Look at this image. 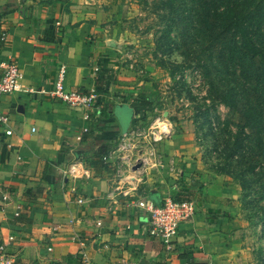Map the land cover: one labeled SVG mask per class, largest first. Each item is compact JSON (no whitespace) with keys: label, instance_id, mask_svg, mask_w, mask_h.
<instances>
[{"label":"crops","instance_id":"0c3cea01","mask_svg":"<svg viewBox=\"0 0 264 264\" xmlns=\"http://www.w3.org/2000/svg\"><path fill=\"white\" fill-rule=\"evenodd\" d=\"M101 1L0 0L15 7L0 15V75L1 62H12L34 90L0 94L11 129L5 134L0 125V258L81 264L84 252L91 264H240L239 190L209 161L190 124L159 144L161 168L133 173L128 194L113 190V167H93L94 149L114 145L152 105L141 103L150 99L136 92ZM60 66L66 88L93 95L87 119L49 93ZM75 161L86 174L63 175ZM167 194L196 205L169 250L147 233L148 212L139 205H159Z\"/></svg>","mask_w":264,"mask_h":264},{"label":"rangeland","instance_id":"374dc122","mask_svg":"<svg viewBox=\"0 0 264 264\" xmlns=\"http://www.w3.org/2000/svg\"><path fill=\"white\" fill-rule=\"evenodd\" d=\"M227 4L102 0L101 8L116 26L114 40L135 72L136 92L152 101L141 125L161 115L176 123L175 131L185 122L195 128L204 154L239 190L233 217L243 241L240 264H264V95L228 71L212 44L230 33L223 26ZM206 104L215 108V128L206 121Z\"/></svg>","mask_w":264,"mask_h":264},{"label":"built area","instance_id":"2783aa9c","mask_svg":"<svg viewBox=\"0 0 264 264\" xmlns=\"http://www.w3.org/2000/svg\"><path fill=\"white\" fill-rule=\"evenodd\" d=\"M5 32H1V38ZM2 72L0 75V94L13 93L18 91H34L30 87L24 86L18 80L20 77L17 67L12 62H1ZM64 66H60L53 88L49 91L51 95L60 98L70 107L83 110V118L87 119L88 109L91 108L93 95L80 92L78 90L66 88L63 84ZM207 122L212 127H216L215 108L206 104ZM156 111V108H155ZM9 116L0 109V125L3 126L4 133L10 134L11 129L7 128ZM176 123L165 116L154 115L146 125L131 126L120 133L116 143L108 148L101 156L104 165L113 167L116 175L113 190L122 194H128L132 181L135 176L130 173L136 171L145 172L148 168L163 166L160 149L158 148L164 140L168 139L175 132ZM86 127L82 131H86ZM79 139V136H77ZM79 161V160H78ZM75 161L62 170L63 175L69 174L78 177L86 174ZM138 164L136 168L134 165ZM81 201V199H78ZM142 206L148 212V224L146 231L161 241L165 249L172 248L173 237L182 222L190 220L196 212V205L191 198H176L172 195H165L159 205H153L150 202H141ZM3 249L0 246V252ZM81 264H91V261L83 252ZM0 264H12L9 258H0Z\"/></svg>","mask_w":264,"mask_h":264},{"label":"trees","instance_id":"16d2710c","mask_svg":"<svg viewBox=\"0 0 264 264\" xmlns=\"http://www.w3.org/2000/svg\"><path fill=\"white\" fill-rule=\"evenodd\" d=\"M226 2L229 4L226 7L227 16L223 26L230 32L227 35L229 37L217 35L214 37L216 41L212 44L223 56L221 60L227 64H224V67L229 68L228 71L232 74L238 72L237 79L241 76L246 82L253 84L256 91L264 95V0H226ZM14 8L13 6L0 7V15ZM128 96L131 97V94ZM141 103L151 104V100L144 97ZM100 113L107 116L103 109H100ZM141 115L133 126L141 125L146 114ZM110 146L108 143L101 142L94 149L91 163L95 169L105 168L101 156Z\"/></svg>","mask_w":264,"mask_h":264},{"label":"water","instance_id":"95a60500","mask_svg":"<svg viewBox=\"0 0 264 264\" xmlns=\"http://www.w3.org/2000/svg\"><path fill=\"white\" fill-rule=\"evenodd\" d=\"M138 166V164L134 165L133 168H136Z\"/></svg>","mask_w":264,"mask_h":264}]
</instances>
